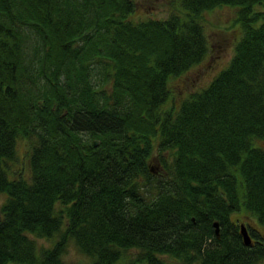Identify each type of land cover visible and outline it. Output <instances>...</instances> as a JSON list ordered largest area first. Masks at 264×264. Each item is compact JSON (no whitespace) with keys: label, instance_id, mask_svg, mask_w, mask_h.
Returning a JSON list of instances; mask_svg holds the SVG:
<instances>
[{"label":"trees","instance_id":"1","mask_svg":"<svg viewBox=\"0 0 264 264\" xmlns=\"http://www.w3.org/2000/svg\"><path fill=\"white\" fill-rule=\"evenodd\" d=\"M223 6L232 59L175 98L172 80L210 57L203 14ZM258 7L178 0L135 20L136 0H0V264H68L70 242L89 264H264Z\"/></svg>","mask_w":264,"mask_h":264},{"label":"rangeland","instance_id":"2","mask_svg":"<svg viewBox=\"0 0 264 264\" xmlns=\"http://www.w3.org/2000/svg\"><path fill=\"white\" fill-rule=\"evenodd\" d=\"M178 0H136V9L132 15V19L143 20L147 18H167L172 10L173 3L176 5ZM264 7H258L262 10ZM203 22L205 23L206 34L210 44V57L207 58L202 65H199L189 71L187 74L175 78L172 81L171 88L174 97L182 99L189 92L206 86L215 75L225 68L235 53L237 41L241 35V30L236 23L235 10L228 6L218 7L214 10L203 14ZM32 40H28L27 50L31 53ZM12 169L18 173L22 172L27 176L28 170V143L24 139H20L17 143V159L12 164ZM6 195L0 192V209ZM242 215V214H240ZM236 215H234L235 217ZM264 233V226L261 227ZM38 245L41 247H49L52 242L45 239H38ZM132 255L135 253L130 251ZM129 258V257H127ZM63 259L68 264H89L90 259L84 256L73 242H70Z\"/></svg>","mask_w":264,"mask_h":264},{"label":"water","instance_id":"3","mask_svg":"<svg viewBox=\"0 0 264 264\" xmlns=\"http://www.w3.org/2000/svg\"><path fill=\"white\" fill-rule=\"evenodd\" d=\"M98 142H99V141L97 140V141H96V144H97ZM215 226H216V232H218V224L215 223ZM241 232H242V236H243L244 242H245L247 245L251 244V237H250V235L248 234V231L246 230L245 226H242Z\"/></svg>","mask_w":264,"mask_h":264}]
</instances>
